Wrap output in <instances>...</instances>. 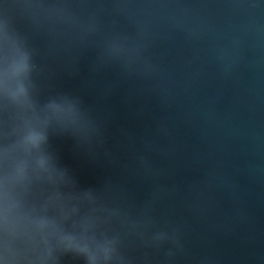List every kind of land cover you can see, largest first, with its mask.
<instances>
[{"label":"water","instance_id":"95a60500","mask_svg":"<svg viewBox=\"0 0 264 264\" xmlns=\"http://www.w3.org/2000/svg\"><path fill=\"white\" fill-rule=\"evenodd\" d=\"M0 264H264V0H0Z\"/></svg>","mask_w":264,"mask_h":264}]
</instances>
